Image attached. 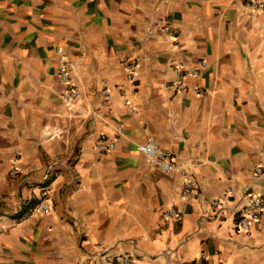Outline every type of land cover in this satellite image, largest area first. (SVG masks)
<instances>
[{"label":"crops","instance_id":"obj_1","mask_svg":"<svg viewBox=\"0 0 264 264\" xmlns=\"http://www.w3.org/2000/svg\"><path fill=\"white\" fill-rule=\"evenodd\" d=\"M62 55L81 89L73 110ZM124 57L136 62L133 80ZM181 74L189 89L176 84ZM50 127L65 133L45 141ZM149 136L188 169L192 193L138 150ZM259 167L264 12L242 0H0V264L101 253L264 264V214L249 231L238 225L240 206L264 192ZM46 186L52 209L34 215Z\"/></svg>","mask_w":264,"mask_h":264},{"label":"built area","instance_id":"obj_2","mask_svg":"<svg viewBox=\"0 0 264 264\" xmlns=\"http://www.w3.org/2000/svg\"><path fill=\"white\" fill-rule=\"evenodd\" d=\"M243 5L246 9L250 11H262L264 12V0H242ZM206 61H201L200 65H205ZM122 65L126 68V76L129 80H133L136 73V62L130 57H124L122 59ZM72 62L67 55L61 56V65L59 69V74L62 81L65 83V90L62 94V99L69 110H73L76 106L77 100L81 95V89L78 84L73 80L71 69ZM199 67H196L194 74L198 75ZM176 84L181 89H189V85L185 82L183 74L180 75ZM199 92H203V87H196ZM65 133V128L62 127H50L46 128L44 133L45 141H50L52 139L61 138ZM114 143H109V148L112 149ZM138 150L146 157L148 163L162 171H172L183 176V192L185 194L192 193L197 185L195 181L190 177L188 169L184 167L178 160H176L175 154L172 150L161 147L154 139L153 136H149L145 141L140 142L137 146ZM58 162H55L49 166L48 171L44 175V179H48L51 171ZM22 168L14 167L10 169V175L16 176L22 172ZM257 173L263 174L264 170L262 168H257ZM51 194V188L46 186L42 189L40 198L37 204L33 207L32 213L34 215H41L50 213L52 207L49 202V196ZM212 205L216 207L221 206V201L219 199L212 200ZM239 220L238 225L244 231H249L252 225L259 222L263 218L264 214V192L260 194L251 195L249 201L239 208ZM169 218H179L180 211L176 208H171L167 213ZM101 253L103 261H87L83 264H131L133 262V257L131 255H122L117 257L108 258ZM196 264H211L208 261V255L202 253Z\"/></svg>","mask_w":264,"mask_h":264}]
</instances>
